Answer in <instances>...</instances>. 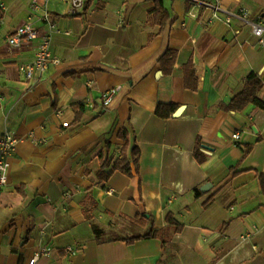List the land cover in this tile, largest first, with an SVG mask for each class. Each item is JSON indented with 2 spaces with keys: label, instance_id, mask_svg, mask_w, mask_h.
Returning <instances> with one entry per match:
<instances>
[{
  "label": "crops",
  "instance_id": "0c3cea01",
  "mask_svg": "<svg viewBox=\"0 0 264 264\" xmlns=\"http://www.w3.org/2000/svg\"><path fill=\"white\" fill-rule=\"evenodd\" d=\"M34 1L0 0L1 37L27 23L40 35L53 26L60 60L26 83L19 65L34 58L39 38L21 48L0 41V136L18 138L0 191V264H27L38 252L46 253L35 264H264V107H219L250 72L264 102V45L251 26L188 0L161 1L169 13L161 31L149 21L154 0H87L75 16L64 0ZM220 5L264 24V0ZM168 48L176 57L164 74ZM190 61L195 90L185 86ZM73 104L85 108L78 123ZM159 104L176 107L161 118ZM122 127L135 135L138 172L99 179L100 155L120 156ZM197 138L203 163L193 155ZM168 213L183 224L173 258L158 238L126 242L151 224L165 227Z\"/></svg>",
  "mask_w": 264,
  "mask_h": 264
},
{
  "label": "trees",
  "instance_id": "16d2710c",
  "mask_svg": "<svg viewBox=\"0 0 264 264\" xmlns=\"http://www.w3.org/2000/svg\"><path fill=\"white\" fill-rule=\"evenodd\" d=\"M156 2V7L153 9L149 15V21L154 24H158L160 31L165 26V23L169 19V13L162 7V0H154ZM176 57V51L168 48L163 55L159 58V63L161 65V70L164 74H169L171 72L174 60ZM184 76H185V86L195 90L197 88V78L194 73V65L192 62H188L184 66ZM263 86V82L256 72H250L244 80L243 88L237 94H235L227 104H219V107L227 111H240L244 109L248 104H255L259 107H264V102L258 98L257 94ZM175 105H164L159 104L156 109L157 116L161 118L169 117L174 110ZM72 108L75 112L74 123H78L81 119L82 113L84 111L83 104H73ZM118 137L122 140V146L120 149V156L115 160H112L109 156L100 155V169L98 171L99 179H106L113 171H120L128 176H133L138 172L139 169V157L140 150L135 140V135L133 132H129L127 128L122 127L118 131ZM203 147L200 142V138H197L196 145L193 151L195 159L199 163L205 161L206 155L203 152ZM248 151L244 152V154ZM110 168L106 172L105 169ZM260 185L262 193L264 194V176H259ZM208 202L205 201L206 205ZM166 226L163 228L154 227L152 224L148 228L147 232L141 235H137L126 239L127 243L133 242L138 238H158L163 244V253L168 257L173 258V242L172 238L175 233H178L183 228V224L178 222L171 213L165 216Z\"/></svg>",
  "mask_w": 264,
  "mask_h": 264
},
{
  "label": "built area",
  "instance_id": "2783aa9c",
  "mask_svg": "<svg viewBox=\"0 0 264 264\" xmlns=\"http://www.w3.org/2000/svg\"><path fill=\"white\" fill-rule=\"evenodd\" d=\"M47 3L49 0H41ZM67 5L68 15H79L83 13L85 9V4L87 0H64ZM194 6L201 9H210L213 17H221L225 22L229 23L234 17L244 20L251 26L252 33L257 39L259 45H264V24L260 19H253L249 16V13L244 8L239 9H225L220 5V0H188ZM36 8L41 6L38 0L34 1ZM42 22H48V15L44 11L39 18ZM53 26L49 33L40 35L37 30H35L29 23L15 29L11 33L7 34L3 38L0 35V41L4 42L10 48H21L25 44L30 43L36 38H39V42L35 51V56L32 60L23 62L19 65V72L26 83L35 82L43 74L46 73L50 65H56L60 62L59 58L53 54L52 43H51V33L54 32ZM114 90L106 91L103 94L104 102L108 100L113 95ZM239 133L232 134V139L234 141L239 139ZM18 143V138L11 132H4L0 136V191L8 183V173H9V156L15 149ZM67 197L71 194L66 193ZM77 248L69 245L65 248V251L70 254H75ZM46 252L35 253L27 262V264H35L39 259L40 255Z\"/></svg>",
  "mask_w": 264,
  "mask_h": 264
},
{
  "label": "water",
  "instance_id": "95a60500",
  "mask_svg": "<svg viewBox=\"0 0 264 264\" xmlns=\"http://www.w3.org/2000/svg\"><path fill=\"white\" fill-rule=\"evenodd\" d=\"M182 109V107L177 108V110L174 112V116H178L181 113Z\"/></svg>",
  "mask_w": 264,
  "mask_h": 264
}]
</instances>
